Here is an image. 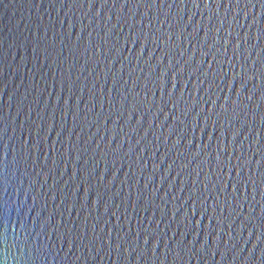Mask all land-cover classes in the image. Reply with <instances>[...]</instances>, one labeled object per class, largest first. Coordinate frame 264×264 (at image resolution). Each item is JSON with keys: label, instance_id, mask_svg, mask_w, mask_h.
Here are the masks:
<instances>
[{"label": "water", "instance_id": "obj_1", "mask_svg": "<svg viewBox=\"0 0 264 264\" xmlns=\"http://www.w3.org/2000/svg\"><path fill=\"white\" fill-rule=\"evenodd\" d=\"M0 264H264V0H0Z\"/></svg>", "mask_w": 264, "mask_h": 264}]
</instances>
